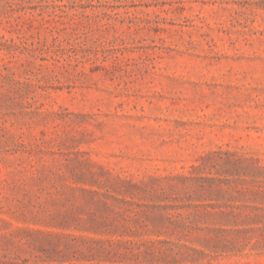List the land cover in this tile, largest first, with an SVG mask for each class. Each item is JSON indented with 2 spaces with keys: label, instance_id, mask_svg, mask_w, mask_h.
I'll return each instance as SVG.
<instances>
[{
  "label": "rangeland",
  "instance_id": "obj_1",
  "mask_svg": "<svg viewBox=\"0 0 264 264\" xmlns=\"http://www.w3.org/2000/svg\"><path fill=\"white\" fill-rule=\"evenodd\" d=\"M0 264H264V0H0Z\"/></svg>",
  "mask_w": 264,
  "mask_h": 264
}]
</instances>
